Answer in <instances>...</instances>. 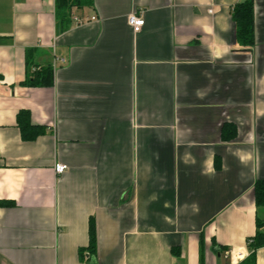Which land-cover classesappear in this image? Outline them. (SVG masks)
I'll return each mask as SVG.
<instances>
[{
    "label": "crops",
    "instance_id": "0c3cea01",
    "mask_svg": "<svg viewBox=\"0 0 264 264\" xmlns=\"http://www.w3.org/2000/svg\"><path fill=\"white\" fill-rule=\"evenodd\" d=\"M243 1L92 0L59 23L56 0H0V264L250 256L264 232V0L251 47L233 20ZM28 56L51 65L49 85L29 83ZM23 111L44 128L35 140Z\"/></svg>",
    "mask_w": 264,
    "mask_h": 264
},
{
    "label": "trees",
    "instance_id": "16d2710c",
    "mask_svg": "<svg viewBox=\"0 0 264 264\" xmlns=\"http://www.w3.org/2000/svg\"><path fill=\"white\" fill-rule=\"evenodd\" d=\"M92 0H56V13L58 22L69 20L72 9L74 7H84L89 5ZM233 20L236 25V37L238 42L244 47H251L255 44L254 34V1L245 0L237 4L233 11ZM27 67L34 68L33 76L29 83L32 86L49 85L52 81L51 65L40 66L27 57ZM17 123L21 130L24 140L32 141L43 134L44 128L34 126L31 122V117L27 112H20L17 117ZM234 138V133L230 137ZM256 206L264 207V180H258L254 187ZM10 203L0 202V206H7ZM264 223L258 221V228H262ZM264 247V232L257 231L256 235L248 240V249L250 256L241 264H255V254L257 250ZM90 250L92 254L96 251V233L93 223L90 228ZM174 255L178 256V252L173 249Z\"/></svg>",
    "mask_w": 264,
    "mask_h": 264
},
{
    "label": "built area",
    "instance_id": "2783aa9c",
    "mask_svg": "<svg viewBox=\"0 0 264 264\" xmlns=\"http://www.w3.org/2000/svg\"><path fill=\"white\" fill-rule=\"evenodd\" d=\"M77 21L83 23L82 20L77 19ZM128 22L132 26L135 33H139L142 30L143 26L145 25V20L142 17H139L137 14H131L128 17ZM54 170L57 176H62L68 170V166L65 164H56ZM229 255H230L229 253L226 254V257H229ZM238 255L239 257L241 256L240 254Z\"/></svg>",
    "mask_w": 264,
    "mask_h": 264
}]
</instances>
